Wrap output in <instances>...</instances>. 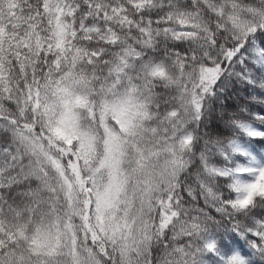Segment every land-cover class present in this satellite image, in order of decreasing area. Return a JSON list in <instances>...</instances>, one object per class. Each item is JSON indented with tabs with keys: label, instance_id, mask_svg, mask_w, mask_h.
Returning a JSON list of instances; mask_svg holds the SVG:
<instances>
[{
	"label": "snow or ice",
	"instance_id": "1",
	"mask_svg": "<svg viewBox=\"0 0 264 264\" xmlns=\"http://www.w3.org/2000/svg\"><path fill=\"white\" fill-rule=\"evenodd\" d=\"M0 264H264V0H0Z\"/></svg>",
	"mask_w": 264,
	"mask_h": 264
}]
</instances>
